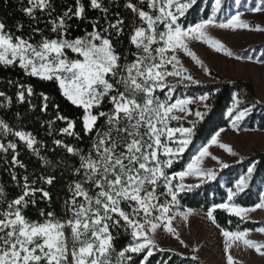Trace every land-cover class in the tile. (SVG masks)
<instances>
[{
    "label": "snow or ice",
    "instance_id": "6c2138e0",
    "mask_svg": "<svg viewBox=\"0 0 264 264\" xmlns=\"http://www.w3.org/2000/svg\"><path fill=\"white\" fill-rule=\"evenodd\" d=\"M145 2L148 11L131 0L125 4L141 21L139 25L132 26L130 43L136 48V52L130 53L135 57L132 61L127 54L117 51L111 38L113 32L117 37L123 34V19L109 22L103 31L97 30L94 23L93 31L86 32L84 36L69 37L66 23L71 19L69 13L85 18V7L80 0H77L75 12L69 8L62 16L50 21L55 38L44 36L36 28L33 31L41 32V39L34 42L32 36L25 38L7 30L6 24L0 20V65L19 66L28 75L57 82L63 96L83 110L80 118L83 130L93 134L90 136L91 149L87 153L63 144L61 140L54 141L68 153L79 157L80 164L74 168V173L82 176L70 186L73 195L70 200H65L63 216L44 209L39 210L42 220H33L25 215L29 204H36V192H42V198L51 200L43 188L29 185L27 176L24 177L22 194L11 201L6 199L0 185V203L7 205L0 210V264H150L149 258L154 251L165 250L156 239L158 229L175 236L187 247L173 227V220L179 216L187 221L193 210L181 211L178 197L180 193L199 186L185 184L187 177L195 176L200 183L216 178L215 170L205 169L202 165L204 158L211 155L209 146L218 144V137L224 129L217 132L210 145L202 147L182 170L169 172L182 158L193 135V128L170 126V122L184 118L177 112L203 119V112H193L188 106L195 100L206 102L209 97L202 95L195 100L190 97L173 100L177 85L170 84L168 77L179 78L180 84L185 81L199 84L200 81L184 68L178 51L203 67V61L190 49L189 41H203L215 51L231 56L232 51L211 38L207 30L212 27L253 30V26L241 18L243 14L240 12L223 22H218L214 13L208 19L186 26L182 18L198 0H139L140 4ZM29 3L31 7L24 11L33 19L37 8L47 9L49 15L55 11L52 0H29ZM90 4L92 8H101L98 0H90ZM221 4L222 0H215L217 10ZM102 11L106 13L107 8ZM252 11L264 13V6H255ZM255 30L264 31L259 25H255ZM69 53L76 55L70 56ZM261 64L264 65V60ZM168 65H171V70ZM205 71L210 74L209 69L205 68ZM165 89L168 91L161 99L159 93H164ZM26 91L31 94L32 88L28 87ZM2 95L4 93H0ZM43 98L48 100L47 96ZM20 99H24L23 92ZM259 103L256 101L241 109L242 101L237 98L228 113L229 116L234 114L233 128ZM107 105L111 107L105 111ZM46 109L47 103L44 105ZM56 118L67 122L61 132L79 137L75 131V120L59 113ZM101 120L103 122L98 123ZM0 132L7 134L12 130L0 121ZM13 134L39 155L38 149L33 147L36 140L31 133L16 131ZM219 147L233 156L237 155L226 144L220 143ZM16 148L15 143L5 145L0 142V151L7 153L9 149L13 150V163L24 167L16 159L19 155ZM212 159L221 168L229 167L218 157L212 156ZM44 163L49 162L45 160ZM254 170V167L249 168L247 175L236 182L235 189L229 190L227 203L216 205L206 215L226 238L225 251H229L235 242L242 241L264 257V243L247 239V231L233 232L221 228L214 216L219 208L243 221L247 213L255 210L242 207L234 200L248 187ZM40 179L51 185L55 177L41 176ZM174 181L177 182L174 184ZM161 196L165 198L163 202L160 201ZM256 208H264V202L257 204ZM121 231L131 240L117 251L114 233ZM257 231L264 233V227ZM227 264H234L231 254L227 256Z\"/></svg>",
    "mask_w": 264,
    "mask_h": 264
},
{
    "label": "trees",
    "instance_id": "16d2710c",
    "mask_svg": "<svg viewBox=\"0 0 264 264\" xmlns=\"http://www.w3.org/2000/svg\"><path fill=\"white\" fill-rule=\"evenodd\" d=\"M85 7V18L81 19L72 15L71 19L66 20L68 27V35L70 38L84 36L86 32L93 31V24H96L97 30L103 31L108 27V23H115L117 19H123V34L116 36L112 33L113 44L117 51L122 55L127 54L129 61L135 59L130 53L136 52L135 45L130 43V35L132 33L133 24L139 25L141 21L131 9H127L125 4L127 0H98L101 8H92L90 0H80ZM132 3L148 11L147 3L140 4L139 0H131ZM55 11L51 15L48 10L37 8L34 12L33 19L26 14L24 9L31 7L29 0H0V20L6 24V29L15 35L25 38L32 36L34 42L41 39V32L44 36L55 38L56 33L51 31V20L62 16L69 8L73 12L76 11L77 0H52ZM107 8V12L102 11ZM211 1L198 0L197 4L191 8L186 17L182 18L186 26L194 25L203 19L210 18ZM22 25V28H18ZM40 29L41 32H34V29ZM111 31V30H110ZM75 56L74 53H69ZM173 93V100L181 96L197 97L198 95L209 94L208 106L204 108V118L193 124V135L191 143L182 155V158L173 164V168L168 171L182 170L190 161L199 145L207 142L217 131L228 127L231 122V116L227 115V110L231 107L234 96L240 94L249 100V104L259 101L256 97V91L253 83L244 80H233L230 78L219 77L214 82H200L199 84L181 85L176 84ZM32 88L29 94L26 89ZM168 89L164 93H158L161 99L164 98ZM24 93V99H20V93ZM0 120L6 123L12 132L7 134L0 132V142L7 145L9 142L17 145L16 159L20 161L24 167L13 163L15 153L9 149L7 153L0 151V185L3 186L6 199L11 201L22 194V186L24 177H28V183L35 188H43L50 194L51 200L42 198V192H36V204L27 208L25 215L33 220H42L39 210L44 209L45 212L54 211L58 216L64 214L65 200L72 198L70 186L81 179L74 173V168L79 167V157L68 153L62 146L54 143L61 140L63 144L83 149L87 153L91 149L90 136L93 134L83 130L81 116L83 110L63 96L59 84L55 81L40 79L37 76L28 75L19 66L0 65ZM47 96L45 101L43 96ZM10 98V99H9ZM256 104L249 116L244 121L247 127L264 129V102ZM47 103V109L44 105ZM57 105L59 107H57ZM111 105H107L104 110L107 111ZM66 116L76 121L75 131L77 135H67L61 132V129L67 126L66 121L58 120L57 114ZM49 122H52L51 125ZM103 121H98L102 123ZM173 125L192 124L187 121L173 122ZM22 131L31 133L36 140V148L39 155H36L32 149H29L26 143L20 140L13 133ZM43 158V159H41ZM47 160L49 163L45 164ZM250 164L254 165V172L249 181L248 187L244 192L236 196L235 200L243 206L256 205L264 200V194L261 195L258 189V180L264 179V152L255 151L244 157L242 161L234 167H228L218 170L216 178L211 182L199 185L192 190H186L180 193L178 197L181 204L186 207L196 208L202 211H209L212 207L225 202L227 197V187L233 185V180L242 171H247ZM15 174V179H13ZM41 176H54L55 179L51 185L40 179ZM35 181L33 184L32 182ZM164 197H160V201H164ZM7 207L6 203H0V210ZM217 223L223 229L227 230H244L255 229L264 226V222L254 220H243L239 217L229 214L223 209H216L214 212ZM231 221V223H229ZM116 235L115 246L117 251L121 250L131 240L129 235L114 233ZM164 251H154L152 257L149 258L150 264H199L198 259L190 256H184L174 249L163 248ZM115 256V254H113ZM142 255V254H141ZM135 258V254H133ZM235 264H243L236 261Z\"/></svg>",
    "mask_w": 264,
    "mask_h": 264
},
{
    "label": "rangeland",
    "instance_id": "374dc122",
    "mask_svg": "<svg viewBox=\"0 0 264 264\" xmlns=\"http://www.w3.org/2000/svg\"><path fill=\"white\" fill-rule=\"evenodd\" d=\"M210 1L212 11L210 17L215 13L217 21L223 22L237 12H240L243 14L241 18L249 22L250 25L253 26V30L237 29L233 31L230 29H220L215 27L209 28L207 30L208 35L223 43L227 49L232 51L233 55L228 56L223 51L217 52L203 41L191 40L188 42L189 47L197 57L203 61L204 66L201 67L192 60L190 56L182 51H178L177 54L181 59L184 68L188 70V74H191L195 80H199L200 82H214L217 81L219 77L251 82L255 87L257 99L264 102V65L261 64V61L264 60V31L255 30V25H259L260 28L264 29V13H256L252 11L255 6H264V0H222L221 8L219 10L216 9L215 0ZM205 68L210 70V74L205 71ZM168 69L171 70V65H168ZM178 80L179 78L176 77H168V82L170 84H180L178 83ZM190 84L193 83L185 81L181 85ZM203 95L209 97V94ZM200 96L202 95H198L197 97L181 96L180 98L190 97L195 100V98ZM237 98L242 101L241 109L245 106H250L249 100L244 96L236 94L234 96V101ZM205 103L208 106V100L206 102L195 100V102L188 107L191 108L193 112L199 110L204 113V108H206ZM233 103L230 108H232ZM229 109L227 110L228 116ZM176 114L184 117L179 121L184 120L192 125H173L172 123L177 121H171L170 126L193 128V124L200 120L195 115H186L178 112ZM247 117H245L243 121L238 122L236 128H233V114V116H231L230 125L222 128L224 129L222 132H220L221 129L217 131L220 132L218 144L210 145L211 138L217 133L216 132L207 142L199 145L193 156L197 155L202 147L210 145L209 152L211 155L204 158L202 165L203 168L215 170L216 173L218 170L225 169L221 168L220 165L212 159V156L218 157L220 161L227 163L229 167H234L237 163L242 161L244 157L251 153L258 150L264 152V129L247 127L244 124ZM176 135L177 137L180 136L179 133ZM220 143L230 146L237 155L233 156L225 149L219 147ZM33 147L36 148V144H34ZM251 167H254V165L250 164L247 170ZM240 171L241 172H239L234 178L233 185L226 188L227 197L223 203L228 202L229 190L235 189V184L239 178L247 175V171L243 172L242 168H240ZM211 181L212 180H207L205 183ZM176 182L177 181H174L173 183L175 184ZM205 183H200L195 176H190L185 179V184L202 185ZM257 185L259 186L258 189H260L261 195H263L264 179L262 181L258 180ZM239 194L240 193H238V195ZM262 202H264V200H261L257 204ZM256 205L240 206L255 209L254 211L247 213V220L264 222V208H256ZM180 206L181 211L190 208L181 203ZM191 209L193 210V214L187 221H184L183 218L179 216L173 220V227L176 228L180 235V239L184 241V244H186L187 247L182 245L175 236L162 229H158L156 239L159 241L161 248H170L184 256L197 257L200 261L199 264H227V256L229 254L233 256L234 264L236 261L243 264H264V257L256 253L254 249L246 247L242 241L235 242L229 251H225L226 238L222 236L221 229L217 228L207 217L206 213L208 211H202L196 208ZM173 211H175V209H173ZM261 227L255 229L234 230L233 232L247 231V239L257 243H264V233L257 231V229ZM193 249H198V251H193Z\"/></svg>",
    "mask_w": 264,
    "mask_h": 264
}]
</instances>
